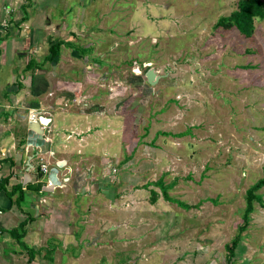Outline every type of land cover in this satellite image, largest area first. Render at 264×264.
Wrapping results in <instances>:
<instances>
[{
    "label": "rangeland",
    "instance_id": "374dc122",
    "mask_svg": "<svg viewBox=\"0 0 264 264\" xmlns=\"http://www.w3.org/2000/svg\"><path fill=\"white\" fill-rule=\"evenodd\" d=\"M239 1L58 0L49 12L90 26L93 77L107 84L100 94L116 97L109 106L122 117L112 128L124 126L119 137L107 133L113 152L123 147L104 195L110 257L84 264L227 263L247 189L264 175V18L251 36L218 24ZM150 68L161 75L154 84ZM115 183L123 195L113 196ZM241 233L230 264H264L262 204Z\"/></svg>",
    "mask_w": 264,
    "mask_h": 264
},
{
    "label": "crops",
    "instance_id": "0c3cea01",
    "mask_svg": "<svg viewBox=\"0 0 264 264\" xmlns=\"http://www.w3.org/2000/svg\"><path fill=\"white\" fill-rule=\"evenodd\" d=\"M58 3L0 0V264H84L110 257L114 220L104 195L109 179L117 180L109 166L114 158L122 161L123 147L113 152L107 133L111 126L120 136L124 126L112 125L122 114L109 106L116 97L100 94L107 84L93 77L90 26H69L65 16L57 23L49 12ZM56 43L59 54L52 58ZM74 66L91 71L75 77ZM115 184L113 196L123 195ZM80 195L82 207L74 200ZM78 243L86 244L79 252Z\"/></svg>",
    "mask_w": 264,
    "mask_h": 264
},
{
    "label": "trees",
    "instance_id": "16d2710c",
    "mask_svg": "<svg viewBox=\"0 0 264 264\" xmlns=\"http://www.w3.org/2000/svg\"><path fill=\"white\" fill-rule=\"evenodd\" d=\"M239 8L233 11L228 17H223L218 24H222L225 27L235 26L246 36H251L254 32V20L255 18H264V1L263 0H240ZM60 43H56L54 52L51 55L52 58L59 54ZM51 58V59H52ZM162 183V181L160 182ZM163 184V183H162ZM264 188V175L261 179L255 182L252 186L247 189L246 192V208L243 214L244 224L241 225L238 235L232 239L230 243H227L226 248L228 249L227 263L230 264L232 258L235 256V251L242 240L241 232L246 229L250 222L251 214L255 210V202H258L264 206V200L261 193L258 190ZM168 196V195H166ZM170 197L168 196V199ZM181 204L189 207L188 204L181 202ZM23 227V224L20 225Z\"/></svg>",
    "mask_w": 264,
    "mask_h": 264
},
{
    "label": "water",
    "instance_id": "95a60500",
    "mask_svg": "<svg viewBox=\"0 0 264 264\" xmlns=\"http://www.w3.org/2000/svg\"><path fill=\"white\" fill-rule=\"evenodd\" d=\"M146 77L150 84H154L160 79L161 75H159L154 68H150L146 72ZM42 120L47 121V118L43 117Z\"/></svg>",
    "mask_w": 264,
    "mask_h": 264
},
{
    "label": "built area",
    "instance_id": "2783aa9c",
    "mask_svg": "<svg viewBox=\"0 0 264 264\" xmlns=\"http://www.w3.org/2000/svg\"><path fill=\"white\" fill-rule=\"evenodd\" d=\"M30 118H31V120H34L35 119V114L34 113H31L30 114ZM41 167H42V169H43L44 172H47L49 170L48 164L45 163V162H43L41 164Z\"/></svg>",
    "mask_w": 264,
    "mask_h": 264
},
{
    "label": "bare ground",
    "instance_id": "6f19581e",
    "mask_svg": "<svg viewBox=\"0 0 264 264\" xmlns=\"http://www.w3.org/2000/svg\"><path fill=\"white\" fill-rule=\"evenodd\" d=\"M46 122V121H45Z\"/></svg>",
    "mask_w": 264,
    "mask_h": 264
}]
</instances>
